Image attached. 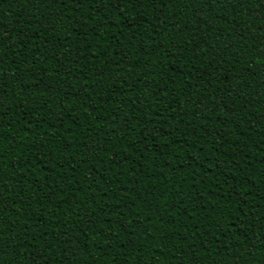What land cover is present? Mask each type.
Masks as SVG:
<instances>
[{
	"label": "trees",
	"instance_id": "1",
	"mask_svg": "<svg viewBox=\"0 0 264 264\" xmlns=\"http://www.w3.org/2000/svg\"><path fill=\"white\" fill-rule=\"evenodd\" d=\"M0 264H264L260 0H0Z\"/></svg>",
	"mask_w": 264,
	"mask_h": 264
},
{
	"label": "snow or ice",
	"instance_id": "2",
	"mask_svg": "<svg viewBox=\"0 0 264 264\" xmlns=\"http://www.w3.org/2000/svg\"><path fill=\"white\" fill-rule=\"evenodd\" d=\"M261 7L264 8V0H260Z\"/></svg>",
	"mask_w": 264,
	"mask_h": 264
}]
</instances>
